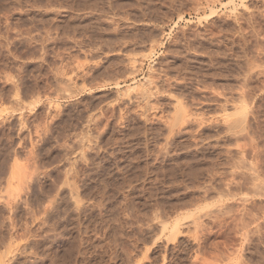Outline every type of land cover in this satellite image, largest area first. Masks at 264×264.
<instances>
[{"label":"rangeland","instance_id":"1","mask_svg":"<svg viewBox=\"0 0 264 264\" xmlns=\"http://www.w3.org/2000/svg\"><path fill=\"white\" fill-rule=\"evenodd\" d=\"M1 254L264 264V0H0Z\"/></svg>","mask_w":264,"mask_h":264},{"label":"bare ground","instance_id":"2","mask_svg":"<svg viewBox=\"0 0 264 264\" xmlns=\"http://www.w3.org/2000/svg\"><path fill=\"white\" fill-rule=\"evenodd\" d=\"M143 91H144V90H143ZM7 178H10V177L8 176ZM172 232H173V231L170 232L169 236H170V235L173 236ZM2 255H3V254L0 255V258L4 257V256H2ZM1 260H2V259H1Z\"/></svg>","mask_w":264,"mask_h":264}]
</instances>
